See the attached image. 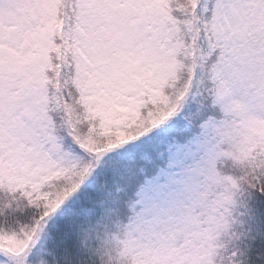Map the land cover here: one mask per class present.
I'll return each instance as SVG.
<instances>
[{"label": "snow or ice", "instance_id": "obj_1", "mask_svg": "<svg viewBox=\"0 0 264 264\" xmlns=\"http://www.w3.org/2000/svg\"><path fill=\"white\" fill-rule=\"evenodd\" d=\"M0 264H264V0H0Z\"/></svg>", "mask_w": 264, "mask_h": 264}]
</instances>
